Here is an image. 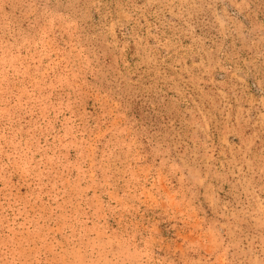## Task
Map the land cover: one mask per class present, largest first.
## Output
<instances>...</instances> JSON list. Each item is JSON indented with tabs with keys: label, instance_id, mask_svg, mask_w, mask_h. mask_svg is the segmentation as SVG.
Segmentation results:
<instances>
[{
	"label": "rangeland",
	"instance_id": "obj_1",
	"mask_svg": "<svg viewBox=\"0 0 264 264\" xmlns=\"http://www.w3.org/2000/svg\"><path fill=\"white\" fill-rule=\"evenodd\" d=\"M0 264H264V0H0Z\"/></svg>",
	"mask_w": 264,
	"mask_h": 264
}]
</instances>
